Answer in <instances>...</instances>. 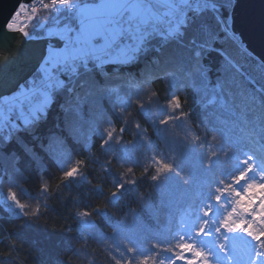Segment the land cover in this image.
Here are the masks:
<instances>
[{
  "label": "snow or ice",
  "instance_id": "1",
  "mask_svg": "<svg viewBox=\"0 0 264 264\" xmlns=\"http://www.w3.org/2000/svg\"><path fill=\"white\" fill-rule=\"evenodd\" d=\"M239 3L240 0H97L96 3L21 0L4 30L15 36L19 34L24 40L47 43L36 53L31 76L16 83L6 94L0 93V161L13 162L11 172L7 173L9 187L22 186L24 174L16 167L19 156L7 149L17 145L39 166L40 157L25 137H32L58 104L66 117L78 118L86 124L76 128L73 143L82 145L85 153L91 154L94 138L100 137L99 150L128 170L122 182L112 187L113 203L126 187L135 190L136 168L127 163L128 141L123 140L130 124L135 126L131 142L145 154L147 161L139 177L147 176L154 188L172 176L184 178L175 163V153L171 159H165L163 151L156 146L159 142L174 149L175 137L182 130L185 141L206 149L203 167L207 176L198 171L189 175L184 183L189 185L191 181L190 192L179 203L139 195L142 210L153 220L152 236L123 237L112 243L101 231H96L97 225L87 222L82 225L96 231L100 247L111 264H264V140L249 120L250 115L256 121L262 118L254 113L257 107L264 109L261 99L264 87L257 86L253 76L241 72L243 64H249L264 78V57H257L249 50L237 29ZM42 12H49V17L41 24L42 31L33 35L34 22ZM64 13L67 16L61 19ZM189 29L196 30L201 39L191 41L195 51L185 67L178 48ZM153 41L168 49L178 72L182 73L164 74L174 78L166 102H162L158 93L152 97L147 91L153 90V83L162 78L160 75L149 72L137 78L125 71L139 62ZM210 54L219 58V67L224 70L215 81L210 79V69L204 62ZM3 66L0 63V68ZM240 76L244 79H239ZM8 83L9 79L0 76V88ZM76 85L83 91H77ZM189 89L204 113L212 141L216 139L212 134L216 133L221 142H228L229 150L218 151L205 143L206 137L193 133L191 111L185 108L188 101L181 97ZM142 92L147 95L140 96ZM133 93L140 100L135 108ZM61 97L64 102L58 103ZM106 103L120 117L119 123L109 116ZM84 105L90 108L87 121L82 111ZM145 124L151 127L152 135ZM233 146L240 153L233 157L235 169L227 174L213 173V162L220 156L227 159ZM42 147L51 161L63 166L62 171H57L58 189L81 179V173L89 167V159L75 158L70 144L60 136L49 133L47 147ZM254 152L260 154L259 159ZM112 163L106 160L101 170L111 171ZM41 180L44 187L39 192L47 197L49 180L43 176ZM96 188L104 191L99 184ZM46 201L25 203L14 192L11 202L7 196L0 197V209L17 221L27 219L29 213L33 220H38L47 211ZM105 211L96 209L95 214ZM84 213L87 216L88 210ZM131 217L134 222L141 219L137 209L131 210ZM120 231L117 225L111 236L117 237ZM5 239L9 255L0 256V260L16 261L17 241ZM84 240L88 241L87 235Z\"/></svg>",
  "mask_w": 264,
  "mask_h": 264
},
{
  "label": "trees",
  "instance_id": "2",
  "mask_svg": "<svg viewBox=\"0 0 264 264\" xmlns=\"http://www.w3.org/2000/svg\"><path fill=\"white\" fill-rule=\"evenodd\" d=\"M64 18H66L65 15L61 17V19ZM38 24H40L39 20L34 22V25ZM41 31V28L39 30L35 29L33 30V35ZM193 39L199 42L201 37L196 30L189 29L188 35L184 38L183 45L178 48V55L182 56L185 67L190 64L192 53L195 51V45L191 43ZM204 62L210 69L208 75L211 80L215 81L218 74H223L224 70L219 67L221 61L215 54H210ZM125 71L131 72L137 78H143L149 72L160 75L162 78L153 83L152 89L157 91L162 102H166V94L171 91L169 85L174 79L164 74L172 71L176 72L177 75H182V73L178 72L176 61L173 60L168 49L162 47L159 41H153L148 51L141 56L139 62L125 69ZM241 72L245 75L253 76L257 81V86L264 87V78L251 65L243 64ZM239 79L243 80L244 77L240 76ZM248 87L252 88L256 87V85H248ZM76 89L77 91H83L79 85H76ZM132 95V100L133 98L137 99V94L133 93ZM139 95L146 96L147 92H142ZM181 97L182 99L186 98L188 101L185 108L191 111L190 124L193 133L198 134L202 138L206 137L205 143L219 148L222 152L223 147L228 142L223 141L218 144L216 141L211 140V135L208 133V124L204 121V113L200 111L196 104L193 92L190 89L186 90L181 93ZM261 99H264V96H261ZM63 102V98L61 97L58 103ZM105 107L109 116L119 123L120 117L112 109L111 105L106 103ZM133 108H135L134 104ZM82 111L84 121H87L90 113L89 106L84 105ZM254 114L262 118L256 121L250 115V126L255 128L257 135L261 140H264V131H261L264 128V109L257 107ZM81 125L86 127V124L79 121L78 118L66 117L58 104L53 107L47 121L40 126L37 132L32 137H25L40 157L39 166L37 162L25 156L17 145L13 144L7 149L8 152H15L19 156L16 167H19L24 174L22 177L23 184L19 187L21 199L29 200L33 204L40 200L39 188L43 183L41 176L49 180L51 195L46 201L48 207L47 211L44 212V219L41 222L25 221L22 227L13 229L11 226L19 223V221L12 219L7 212L0 209V237H3L7 230L10 232L12 238L20 242V247L17 249V260H0V264H66L65 258L76 252V246L81 242V237L84 235L88 236L86 251L89 255L94 256L93 264H111L110 258L105 254L103 248L100 247L96 231H101L112 243H117L118 239L123 237L146 239L154 234L153 220L142 210L141 204L137 202L136 192L133 188L126 187L120 193L117 202L113 203V200L107 201V195L110 194L109 189L122 182L124 179V177L122 178V174L125 169L121 168L117 160L108 156L103 150H99L100 137L94 138V147L91 154L85 153L82 145L73 143L72 138L76 134V128ZM145 126L149 128L148 134L152 135L151 127L147 124ZM133 128H135L134 124H130L129 131L124 134L123 140L124 142L128 141L127 151L130 153V157L127 163L128 165H135V174L138 176L135 189L144 192L146 198L172 203L181 202L190 192L191 181L189 185H186L184 180H188L189 175L197 171L201 175L207 176V170L203 167L206 149L197 148L190 142L185 141L182 130H180L181 135L175 137L174 149L169 145L156 142L157 148L163 151L165 159H171L173 153H175V163L181 172L184 173V178L182 180L180 177L172 176L166 183L162 182L159 187L154 188L147 176L143 178L139 177L147 161L145 154L137 148L135 143L131 142L133 139L131 136V133L134 131ZM49 133L64 138L70 144L72 153L76 156L75 158L83 156V158L89 159V167L86 171L87 176L92 181L91 184L85 182L83 179H77L65 184L60 189L55 187L56 183H58L56 179L57 171H62L63 166L51 161L43 150L42 145L47 147V135ZM153 139L155 138L153 137ZM245 147L251 146L245 145ZM53 148H55V145H53ZM119 154L123 155L122 152ZM239 154V148L233 146L227 159H223L222 156L217 157L213 162V173L227 174L234 170L236 162L233 157ZM254 154L257 155L258 159L260 158L258 152H254ZM106 160L113 161L112 170L109 172L101 170V166L104 165ZM12 163L10 160L0 161V197L5 196V187L9 186L7 173L11 172ZM208 178L211 179L212 177ZM97 184L104 191L97 190ZM102 199L109 203V209L103 213L95 214L97 217L95 225L98 226L96 231L86 229L83 225L77 224L72 220L75 212L90 209ZM133 207L137 209V213L141 219L138 222H134L132 217H130L127 221L121 222V216ZM113 212L116 215H113ZM69 225H71V231H65L63 228L66 229ZM117 225H119L121 231L117 234V237H112V230ZM0 247H7L6 239L0 240ZM93 249H95V252H93ZM81 264H86V261H81Z\"/></svg>",
  "mask_w": 264,
  "mask_h": 264
},
{
  "label": "water",
  "instance_id": "3",
  "mask_svg": "<svg viewBox=\"0 0 264 264\" xmlns=\"http://www.w3.org/2000/svg\"><path fill=\"white\" fill-rule=\"evenodd\" d=\"M21 0H0V52L12 54L0 68V76L9 79L0 93L6 94L16 83L31 76L36 66V53L46 47V41L23 39L4 30L6 21L17 9ZM237 29L249 50L257 57H264V0H240L236 12ZM54 43H58L55 42ZM6 62V63H5Z\"/></svg>",
  "mask_w": 264,
  "mask_h": 264
},
{
  "label": "clouds",
  "instance_id": "4",
  "mask_svg": "<svg viewBox=\"0 0 264 264\" xmlns=\"http://www.w3.org/2000/svg\"><path fill=\"white\" fill-rule=\"evenodd\" d=\"M68 10L71 11L70 8ZM48 17H49V12H42L41 16H40V19H39L40 24L46 23ZM8 58L9 57H8V55L6 53L0 52V63H3L4 61L8 60ZM147 91L149 92V95L152 96V97H155L157 95V91H155V90L149 89ZM132 102H133L134 105L138 106L139 103H140V100H138L136 98H133ZM212 136H216L215 141L218 144L221 143V138L216 133H213ZM211 140H212V137H211ZM229 149H230V145L229 144H226L223 147V151H227ZM217 150L221 151L219 148H217ZM86 170H87V168L84 170V172L81 173V177H82L81 179H83L85 182L91 184L92 181L87 176V171ZM127 174H128V170L125 169L123 174H122V178L124 176H126ZM139 176H140V174H139ZM137 178H138L137 175L133 177L134 180H137ZM43 187H44V184L42 183L40 188H43ZM4 191H5V196H7L9 198V202H11V194L12 193L15 192V193H17L20 196V190L18 188H11L9 186H6ZM117 191H118V189H117ZM134 191L136 192L137 202L139 204H141V201L139 199V195L140 194H144L145 195V193L142 192V191H138L137 189H135ZM109 192H110V194L107 195V201L113 200L112 189H109ZM50 195L51 194L48 193L47 197H45L42 192H39V196H40V200L41 201H43L44 199L48 200L50 198ZM23 201L25 203L32 204L29 200L24 199ZM107 201L102 199V200L98 201L92 208L87 209L88 210V215L87 216L84 213L85 209L75 212L73 217H72V220L75 223L80 224V225H82L83 222L95 224V220L97 219V217L95 215V210L96 209H100L101 211L108 210L109 209V203ZM44 207L47 209V207H48L47 204H45ZM132 209H136V208L133 207V208L129 209V211L125 212L123 214V216H121V218H120L121 222L127 221L131 217V210ZM112 214L116 215L115 212H113ZM43 219H44V213L39 217L38 220H33L32 217H31V213H29L27 219L21 218V220H19V223L14 224L11 227L13 229H15V228L22 227L23 223L25 221H28V222H37L38 221V222H41ZM63 229L65 231H71V225H69L68 228H66V229L63 228ZM5 237H7L8 239H14V238L11 237L10 232L7 231V230L5 231L4 236L0 237V240L5 239ZM14 240L17 241L16 239H14ZM87 242L84 240V236H82L81 237V242L76 246V252L73 255H69L68 257L65 258L66 264H81V261H86V264H93L94 256L89 255L88 252L86 251ZM19 247H20V242L17 241V247L15 249L16 252H17V249ZM93 252H95V249H93ZM8 255H9V252L6 250V248L5 247H0V256H8Z\"/></svg>",
  "mask_w": 264,
  "mask_h": 264
},
{
  "label": "rangeland",
  "instance_id": "5",
  "mask_svg": "<svg viewBox=\"0 0 264 264\" xmlns=\"http://www.w3.org/2000/svg\"><path fill=\"white\" fill-rule=\"evenodd\" d=\"M90 2H92V3H96L97 2V0H90ZM41 28V25L40 24H38V25H34V28H33V30H35V29H40ZM22 83V82H21ZM133 96V95H132ZM131 125H133V124H131ZM134 130H135V128H133ZM130 157V156H129ZM128 157V158H129ZM18 189L20 190V188L18 187ZM208 243H211L210 241L209 242H206V244H208Z\"/></svg>",
  "mask_w": 264,
  "mask_h": 264
},
{
  "label": "built area",
  "instance_id": "6",
  "mask_svg": "<svg viewBox=\"0 0 264 264\" xmlns=\"http://www.w3.org/2000/svg\"><path fill=\"white\" fill-rule=\"evenodd\" d=\"M65 17L67 16V13H64Z\"/></svg>",
  "mask_w": 264,
  "mask_h": 264
}]
</instances>
